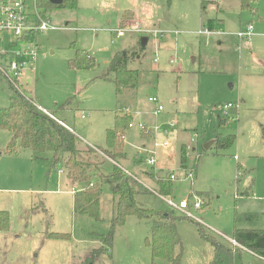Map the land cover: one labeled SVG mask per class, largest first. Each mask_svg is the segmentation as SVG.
I'll return each instance as SVG.
<instances>
[{
  "label": "rangeland",
  "instance_id": "1",
  "mask_svg": "<svg viewBox=\"0 0 264 264\" xmlns=\"http://www.w3.org/2000/svg\"><path fill=\"white\" fill-rule=\"evenodd\" d=\"M201 1L77 0L74 9L37 7L55 28L29 36L37 53L18 84L33 94L38 106L72 128L80 149H98L83 153L84 159L98 162V170L88 168L91 179L66 182L58 173L60 165L52 164L51 151L8 152L10 133L0 129V210L8 212V228L0 230V264H87L92 250H104L93 264H171L152 259L145 243L150 231L146 219L130 214L112 230V182L99 176L115 164L101 151L108 148L106 129L114 125L118 103H129L124 111H132L134 125L124 131L126 157L116 162L147 188L136 197L141 206L177 218L180 264H208L212 259L213 248L199 227L226 245H234L230 240L235 213H257V220L238 226L264 229V87L257 80L264 71V0L246 8L240 0H214L204 13ZM206 18L220 19L223 25L205 32ZM138 21L141 32L115 37L108 31ZM249 21L253 33L246 41L237 33L244 32ZM78 50L90 55L94 64L74 67ZM120 52L128 56L126 67L138 72L134 107L123 93L115 95L111 79L101 77ZM11 93L0 73V107L9 104ZM149 97L157 99L160 112ZM226 103L233 104L227 111L230 118L218 129L216 119L226 113ZM217 132L234 135V143L216 146ZM154 138L167 140L171 151L154 148ZM151 151L156 158L152 167L146 163ZM238 163L242 174L236 178ZM251 177L253 195L241 196ZM157 179L172 184L170 197L154 192ZM90 181L102 182L99 219L73 208L72 187L86 189ZM194 195L202 203L188 213L201 221L168 203ZM111 230L108 248L105 237ZM51 232L59 236H47ZM242 255L250 264H264L246 250Z\"/></svg>",
  "mask_w": 264,
  "mask_h": 264
},
{
  "label": "trees",
  "instance_id": "2",
  "mask_svg": "<svg viewBox=\"0 0 264 264\" xmlns=\"http://www.w3.org/2000/svg\"><path fill=\"white\" fill-rule=\"evenodd\" d=\"M213 1H201L203 13L206 11L207 5ZM255 1L257 0H240V4L241 7L246 8L250 6L251 2ZM52 5L49 0H36V6L39 9ZM55 6L74 9L77 6V0H63L61 4ZM204 26L208 31L222 27L220 20L213 18H206ZM76 55L73 63H71L74 67L86 68L94 64L92 57L86 54L85 51L78 50ZM127 60L128 56L125 53H116L108 64L106 74L101 75V77L111 79L114 83L115 95L120 97L123 93L124 97L126 95L134 107L138 72L126 67ZM21 85L8 80V86L12 92L9 97V104L6 107H0V129L10 133L6 150L15 152L17 149H31L39 153L51 151L52 164L53 166L60 165L58 172L63 175L66 182L73 184L76 181L91 179L92 170L88 168H93L94 171L98 170V162L91 163L84 159L83 153H98V149L89 145H84L85 150L80 149L79 145H81V142L76 133L63 125L61 123L63 121L56 118L53 113L48 115L41 111L31 91L32 96L28 95L21 88ZM118 104L117 112L119 114L116 113L115 115L114 125L106 129L108 148L101 151L104 156H110L115 164L112 166L111 172L99 176L102 180L108 177L112 182L111 192L114 199L113 207L115 212L112 220V230L114 225L122 224L126 216L136 214L139 218L146 219L150 224L149 235L146 237L145 243L150 249L152 259L158 258L171 264H180L182 245L176 228L177 218L171 213L141 206L136 197L147 192V188L134 178V175L125 174L120 164L116 162L117 158L125 159L126 157L123 148L124 131L129 128L133 118L132 111L125 113L126 110H129V103L127 105ZM229 118L230 116L227 112L223 116L218 115L216 119L217 128L220 129ZM234 141V135H222L217 132L214 144L224 148L232 145ZM182 158L183 156H181ZM237 171L239 174L236 178L242 174L241 164L239 163L237 164ZM253 181V178L249 179L246 185L247 190L242 192L241 196H249L250 192L252 193ZM155 183L157 191L154 190V192L158 196H171L172 184L169 181L157 179ZM89 184H91V187L81 188L74 192L73 208L79 214H86L99 219L102 182L99 181L97 184H93L90 181ZM257 219L258 214L254 212L235 213L232 240L236 242V245H226L215 237L206 234L202 227H199L201 236L208 240L213 248V257L208 264H250L243 258L242 253L244 250L264 260V229H250L238 226L240 223ZM7 228L8 212L0 210V230H6ZM112 230L105 237L108 248L111 247ZM47 236L59 235L51 232ZM177 248H179V251L176 250ZM103 252L104 250H92L85 262L93 264L94 260Z\"/></svg>",
  "mask_w": 264,
  "mask_h": 264
},
{
  "label": "built area",
  "instance_id": "3",
  "mask_svg": "<svg viewBox=\"0 0 264 264\" xmlns=\"http://www.w3.org/2000/svg\"><path fill=\"white\" fill-rule=\"evenodd\" d=\"M140 23L141 22L138 21L128 27H117L109 30L115 34V37H120L127 32H141L143 29ZM54 28V25H51L49 21L41 17L36 6V0H0V73H3L9 81L18 84V81L23 79L26 68L31 67L30 64L37 53V47L29 40V36L36 31ZM204 31L209 32L207 29ZM199 33L201 34L202 31H199ZM252 33L253 24L248 23L245 27V31L238 32L237 36L249 41ZM154 60H157V56H155ZM148 100L155 104V112L158 113L161 111L162 106L158 104L155 97H149ZM232 106V103L224 104V111L227 112ZM38 108L49 115V113L40 106H38ZM133 125L134 123L131 122L129 127ZM140 128H144V125H140ZM153 146L154 148L171 151V145L165 139L154 138ZM146 163L150 167L155 165V152H150L149 156L146 158ZM77 190H79L77 186H74L71 192L74 193ZM168 203L174 209L186 211L188 213L189 210L200 208L202 202L194 195L191 200L182 199L177 203L169 200ZM188 214L196 220L201 221L200 218L190 213ZM232 242L236 245L235 241L232 240Z\"/></svg>",
  "mask_w": 264,
  "mask_h": 264
},
{
  "label": "crops",
  "instance_id": "4",
  "mask_svg": "<svg viewBox=\"0 0 264 264\" xmlns=\"http://www.w3.org/2000/svg\"><path fill=\"white\" fill-rule=\"evenodd\" d=\"M210 1H213V0H210ZM218 2V1H217ZM213 3V2H212ZM210 4V3H209ZM132 13V12H131ZM130 17H133V19H136L135 18V15L132 13V15L130 16ZM218 21L220 20V19H217ZM121 22V21H120ZM248 23H252L251 21H249ZM220 24L221 25H223V23H222V20H220ZM253 24V23H252ZM108 31L110 32V30L108 29ZM210 32V31H209ZM252 37V36H251ZM251 37H250V39H249V41L251 40ZM257 80L260 82V83H262V85H263V87H264V71L263 72H261V73H259L258 74V77H257ZM40 106V105H39ZM59 120H61V119H59ZM63 122H65L64 120H62ZM61 122V121H60ZM63 122H61L63 125H65L66 127H68L69 129H72L69 125H67L66 123H63ZM209 145H210V143H209ZM209 145L208 144H206V146H205V149H207L208 147H209ZM240 164V163H239ZM242 165V164H241ZM249 170V169H248ZM246 171H247V169H246ZM59 173V172H58ZM251 174H252V171L250 172ZM60 174V173H59ZM251 178H253V177H251ZM250 179V178H249ZM249 179L247 180V183H248V181H249ZM254 180V179H253ZM254 183H255V181H253V187H252V195H253V190H254ZM250 229H254V228H250ZM255 229H259V228H255ZM230 241H232V239L230 240ZM254 259V258H253ZM258 259V258H257Z\"/></svg>",
  "mask_w": 264,
  "mask_h": 264
},
{
  "label": "water",
  "instance_id": "5",
  "mask_svg": "<svg viewBox=\"0 0 264 264\" xmlns=\"http://www.w3.org/2000/svg\"><path fill=\"white\" fill-rule=\"evenodd\" d=\"M51 4L53 5H59L63 2V0H49ZM146 44V38L142 37L141 38V45L144 46Z\"/></svg>",
  "mask_w": 264,
  "mask_h": 264
}]
</instances>
